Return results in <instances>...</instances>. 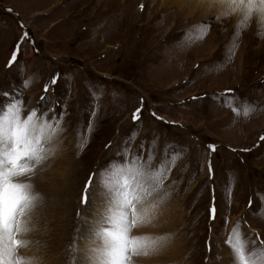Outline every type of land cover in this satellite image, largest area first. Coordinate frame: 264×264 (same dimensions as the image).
I'll return each mask as SVG.
<instances>
[{
  "label": "rangeland",
  "instance_id": "rangeland-1",
  "mask_svg": "<svg viewBox=\"0 0 264 264\" xmlns=\"http://www.w3.org/2000/svg\"><path fill=\"white\" fill-rule=\"evenodd\" d=\"M194 1L189 11L161 0H0V93H12L24 116L39 107L60 129L36 175L20 178L41 199L19 255L32 257V249L38 264H80L77 249L100 198L93 184L80 203L85 182L112 161L137 157L154 171L163 162L166 179L145 206L156 220L132 235L164 239L155 263L143 256L132 264H234L225 241L237 223L249 249L256 233L264 240L260 14L237 37L243 12L223 17ZM201 23L207 34L190 38ZM245 104L255 109L250 116L232 112Z\"/></svg>",
  "mask_w": 264,
  "mask_h": 264
},
{
  "label": "snow or ice",
  "instance_id": "snow-or-ice-1",
  "mask_svg": "<svg viewBox=\"0 0 264 264\" xmlns=\"http://www.w3.org/2000/svg\"><path fill=\"white\" fill-rule=\"evenodd\" d=\"M211 2L222 6L223 17L237 11L244 13L243 19L236 26L237 37L249 26L253 14L259 13L260 34L264 35V0ZM207 32L208 25L201 23L190 30V38L203 39ZM27 37L28 33L24 32L21 39ZM19 46L18 42L9 66L16 61ZM29 83L30 81H25V87ZM50 83H56V78ZM48 88L49 85L46 84L44 91L47 92ZM231 91L225 90L222 95H228ZM0 95L5 100L0 103V264H38L37 257L18 254L31 243L21 237L30 235L35 230L32 217L41 199L40 194L33 190L32 183L20 182V178L30 179L36 175L38 166L53 154L52 149L46 145L51 143L60 129L58 121L54 126L51 121L41 119L42 110L39 107L24 116L23 109L12 93L3 92ZM45 98L42 96L41 100ZM225 106L231 107V101H226ZM231 110L235 115L244 117L255 111L248 104L243 105L242 110L235 107ZM139 116L140 109H137L132 119L138 120ZM59 119L62 120L63 116H59ZM53 120H57V117L54 116ZM260 139L264 140V136ZM208 147L215 150L214 145ZM138 159L140 158L127 163L112 161L98 174H90L85 182L80 203H88L93 184L97 185L100 198L83 237L85 246L77 249L81 254L80 264H132L133 257L149 256L158 250L164 238L146 234L134 236L132 230L147 222L145 206L166 179L162 172L164 164L161 162L160 169L154 171L137 163ZM208 170L211 173L210 162ZM160 202L162 201L152 207H157ZM210 211L214 219L215 208ZM77 215L80 213L77 212ZM255 236L259 245L253 241V246L249 249L248 241L241 236L239 223L233 226L225 243L230 249L234 264H264V240H261L258 233Z\"/></svg>",
  "mask_w": 264,
  "mask_h": 264
},
{
  "label": "bare ground",
  "instance_id": "bare-ground-1",
  "mask_svg": "<svg viewBox=\"0 0 264 264\" xmlns=\"http://www.w3.org/2000/svg\"><path fill=\"white\" fill-rule=\"evenodd\" d=\"M169 2H171V4L172 3H174V4H176V3H178V4H180L178 7L180 8V7H184L185 9H189V11H192L193 9H195L196 8V1H194V0H161V3H164L163 5H166V3L168 4ZM102 6V5H101ZM203 6H204V8L206 9L207 7L208 8H210L209 10H211V9H215V10H218V8H219V10H221L222 9V6L220 5V4H218V3H212L211 2V0H205V2H204V4H203ZM178 8V9H179ZM183 11V10H182ZM218 12V11H217ZM219 12H221V11H219ZM239 12V11H238ZM151 22V21H150ZM161 209V208H160ZM149 210V209H148ZM154 209H152V211H153ZM147 211V210H146ZM150 212V211H149ZM147 214H148V212H147ZM154 215H157L155 212H150V214L147 216V224L150 226L151 224H152V222H154V220H156V216H154ZM151 216H154L153 218H151ZM158 220V219H157ZM147 224H145V225H147ZM145 225H143L141 228L143 229L144 227H145ZM151 229V228H150ZM143 231H144V229H143ZM134 233V236H140V234L138 235L137 234V231H134L133 232ZM59 236V235H58ZM152 237H154V236H152ZM32 245V244H31ZM34 245V244H33ZM32 245V246H33ZM83 245L85 246V240H84V243H83ZM29 248V247H28ZM35 249H36V247H35ZM27 251H28V249H27ZM31 251V256L32 257H37L36 256V250L35 251H33L32 249L30 250ZM158 251V250H157ZM157 251L156 252H154V253H152V254H150L149 256H144L145 258L146 257H149V259L151 260L150 262H153V263H155L156 262V258H153L154 256H155V254L157 253ZM28 253H29V251H28ZM28 253L27 252H24V254L25 255H27V257L28 256H30V255H28ZM39 256H40V254H38ZM154 255V256H153ZM140 257H143V256H140ZM140 257H133V261H136V259H138V258H140ZM55 258V257H54ZM48 260V259H47ZM53 260H55V259H53ZM144 260V259H143ZM56 261V260H55ZM147 261V260H146ZM144 262V261H143ZM52 264V263H51ZM55 264V263H54Z\"/></svg>",
  "mask_w": 264,
  "mask_h": 264
}]
</instances>
